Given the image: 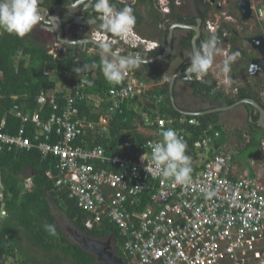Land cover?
<instances>
[{
  "label": "built area",
  "instance_id": "obj_1",
  "mask_svg": "<svg viewBox=\"0 0 264 264\" xmlns=\"http://www.w3.org/2000/svg\"><path fill=\"white\" fill-rule=\"evenodd\" d=\"M239 1L205 0L216 6L220 16L213 20L211 12L204 30L220 43L230 36L225 26L236 22L230 8L234 6L238 17ZM248 1L251 20L264 38V0ZM241 24L248 25V21ZM132 36L133 40L116 37L98 28L92 39L97 43L114 41L113 48L120 55L135 53L138 57L141 47L145 53L150 52L151 43L134 33ZM229 47L228 43L223 54ZM87 54L101 56L102 52L92 46ZM74 68L47 72L56 86L39 92L35 112H23L18 105L12 106L10 114L20 120V126L12 135L0 130V152L36 149L43 158L51 157L57 171L55 186L68 190V197L77 201L87 214V222L94 225L108 222L118 229L129 264H264V140L258 161L250 159L249 163L251 168L256 167V173L244 170L235 174L228 140L217 145L223 132L215 125L202 128L195 117L166 118L151 113L153 118L145 112L140 128L150 129L152 136L136 130L146 139L143 143L135 145L124 137L119 145L122 152L108 155L107 149L95 144V140L109 137L112 116L123 114V105L141 100L151 91L150 85L137 75L133 66L126 71L123 84L113 85L105 99L85 92L87 84L83 80H90L92 74H76ZM219 84L230 82L223 77ZM239 87L238 84L232 87V94ZM60 93H64L62 104L56 99ZM155 100L159 102L161 97ZM81 104L90 106L91 113H98L104 104L107 106L99 119L93 121L80 117ZM46 107L51 113L43 119ZM4 125L3 120L0 128ZM189 127L200 129L201 134L190 145L187 143L192 180L181 186L173 178L152 170L148 142L160 141L162 130L168 128L177 130L187 142L192 135ZM240 137V147L250 143L248 131ZM30 187L28 178L26 188ZM204 190L212 195L206 196Z\"/></svg>",
  "mask_w": 264,
  "mask_h": 264
},
{
  "label": "trees",
  "instance_id": "obj_2",
  "mask_svg": "<svg viewBox=\"0 0 264 264\" xmlns=\"http://www.w3.org/2000/svg\"><path fill=\"white\" fill-rule=\"evenodd\" d=\"M199 1L200 17L204 22L208 7L203 4V0ZM112 2L115 3L113 0ZM225 29L232 37L229 36V40L236 43L237 34L234 33V29L228 26H225ZM218 34L220 37L221 32ZM205 36L211 37L206 33ZM100 57L82 54L73 59L56 58L45 48L30 44L25 37L1 31L0 125L3 120L5 125L0 130L11 135L17 132L20 120L10 114L13 105H18L23 112L33 113L38 110L36 96L41 90L54 89L56 86L47 74L48 71L70 70L91 62L99 64ZM89 72L92 74L89 80L92 81V86L87 84L85 88V92L89 94H97L106 99V93L113 85L123 84V82L109 83L99 68ZM196 90L208 96L212 91L211 88L204 89L202 86ZM219 94L217 98L227 101L228 105L246 98L260 102L258 94L246 87L240 88L234 98H224L223 93ZM148 95L149 97L142 101H133L129 106L123 105V114L112 116L109 137H97L95 144L103 145L108 155H114L122 152L119 145L124 137L135 145L143 143L146 139L138 135L136 129L144 125L145 112L150 114L146 108H153L155 99L165 94L158 88L151 90ZM63 96L64 93L56 94L59 104L64 102ZM137 103L141 107L145 103L146 108L141 112L130 109V106ZM106 106L104 104L98 113H91L90 106L81 104L79 106L80 117L85 116L89 120L97 121ZM50 113V108L46 107L42 118L46 119ZM159 116L179 118L180 115L171 109L163 111ZM150 117L154 118L153 115ZM198 120L202 128L213 124L217 130L221 131L220 125L208 121L207 117H199ZM256 120L257 116L252 117L251 123H247L251 140L246 148L250 155L259 153L261 142L264 140V131L256 125ZM194 130L197 129L189 127L188 131L192 133L187 141L189 145L201 134L200 129L197 132H193ZM220 142H223V138ZM220 142H217V145H220ZM28 178L31 179L30 188H26ZM56 180L57 171L54 160L51 157L43 158L36 149L30 151L4 149L0 152V264H103L98 262L95 256L68 240L63 229L55 224L50 200L64 212L66 220L80 233L93 239L110 237L114 254L125 264H129V257L123 250L124 239L119 235L118 229L108 222L100 225L87 222V214L81 210L77 201L68 197L67 189L55 186ZM45 224H53L56 228V235L49 234L44 228Z\"/></svg>",
  "mask_w": 264,
  "mask_h": 264
},
{
  "label": "flooded vegetation",
  "instance_id": "obj_3",
  "mask_svg": "<svg viewBox=\"0 0 264 264\" xmlns=\"http://www.w3.org/2000/svg\"><path fill=\"white\" fill-rule=\"evenodd\" d=\"M113 1L117 8H123L126 5L131 6L136 20L140 21L141 15L151 17V34L153 37L150 40H146L153 46L148 53L144 52L143 47L138 50V59L146 60L147 63L138 64L136 68L141 76L144 75L151 83L164 90L165 97L162 95L161 101L163 100L164 102L165 98L169 99L170 95H172L177 109L182 113H193L197 115V118L207 117L208 121L220 123L222 118H231L232 113L239 106L224 111L230 105L227 104V101L217 98V96H220L219 93H223L225 95L224 98H234L240 88L243 87L256 92L258 98L264 93V67L262 62L259 64L262 57L256 50H253L251 43L249 44V41H247L249 39L248 34L252 35L250 36L251 38L262 36V31L259 27L253 26L249 30H242L240 32L241 38L236 40L239 44L232 42L229 38H225L219 45L221 53L225 51L228 43L230 45L228 54L237 51L240 53L231 65L232 71L229 74L231 81L228 80L231 85L219 84L220 76H215L217 74H220L221 78L225 76L219 71L217 74L214 70L212 72V68L208 73L200 76V79L197 77L186 79L184 78V70L190 63V54L194 50L193 39L197 34L195 29H199V35L195 40V49H197L202 43V36L206 33L204 30L206 19H208L211 12L214 15L219 11L216 6L203 0V4L208 7L203 22L199 12V0ZM85 3L86 0H44L43 6L48 9V14L59 18L58 27L54 32L45 31L43 28L37 27L25 36L26 39L32 45L45 48L49 54L54 55L56 58L67 57L73 59L82 54H87L91 44L90 42L81 44V40L93 41L92 38L102 21L97 18L95 24L89 23V19L93 18L94 13H92L91 8H85ZM138 23L136 21L135 26ZM58 29L59 33H57ZM230 38L232 37L230 36ZM61 41L65 43H61ZM253 64L257 66L256 70L249 72V66ZM259 67L261 70L258 72ZM179 83L185 87L179 88ZM237 84L240 87L236 94H232L231 88ZM200 86L204 89L206 87L211 88L210 95L199 93L196 88ZM196 94L199 96L196 97ZM238 101H235L234 104ZM164 104L167 108H170L168 102H164ZM243 106L245 108L251 107L249 105ZM220 109L221 111H219ZM255 115H257V112L255 114L252 110H249L248 115L236 114V117L247 124V121ZM71 228H73L72 225H65V234L70 242L72 240L69 235Z\"/></svg>",
  "mask_w": 264,
  "mask_h": 264
},
{
  "label": "clouds",
  "instance_id": "obj_4",
  "mask_svg": "<svg viewBox=\"0 0 264 264\" xmlns=\"http://www.w3.org/2000/svg\"><path fill=\"white\" fill-rule=\"evenodd\" d=\"M43 5L44 0H0V31L15 34L19 37H25L37 27L54 32L58 27L59 18L49 15L48 9ZM85 8H91L92 13H94L93 18L89 19V23L95 24L98 18L102 21L99 28L106 33L133 40L132 33L136 34L133 31L136 16L131 6L126 5L123 8H117L112 0H86ZM251 19L252 15L248 23L252 21ZM242 22L245 21L239 13L237 24ZM229 27L231 28V26ZM232 29H234V33H237L235 27ZM84 42L91 41L81 40V44H85ZM61 43L65 42L61 41ZM113 43L112 40H106L97 45L102 52L99 64L96 62L84 63L81 67L74 68L73 71L76 74H84L99 68L106 81L112 84L121 83L126 71L140 64L141 61L138 60V57H135V53L120 55L119 50L113 48ZM219 45V39L216 36H211L202 42L199 48L193 50L190 54V63L184 70V78H198L208 73L214 65L215 56L221 53ZM239 55L238 51L230 54L225 53V58L222 60L220 71L229 81H231L229 76L232 71L231 65ZM256 67L254 64L250 65L248 71L254 72ZM83 83L92 86V81L87 79H84ZM137 105L139 106L138 103ZM145 106L144 103L142 107ZM161 136L160 141L148 142V146L151 148L150 164L152 170L162 174L165 178H173L177 185L187 186L192 180L193 172L191 157L186 154L187 142L177 130L172 128L162 130ZM144 156H142V160H144ZM146 171H149L148 164ZM204 191L206 196L212 195V192ZM44 228L49 234L56 235V228L53 224H45Z\"/></svg>",
  "mask_w": 264,
  "mask_h": 264
},
{
  "label": "water",
  "instance_id": "obj_5",
  "mask_svg": "<svg viewBox=\"0 0 264 264\" xmlns=\"http://www.w3.org/2000/svg\"><path fill=\"white\" fill-rule=\"evenodd\" d=\"M237 9L243 21H248L251 18V15H252L251 4L248 0L239 1L237 3ZM198 24H199V21H198ZM195 31L197 34H196V37L193 39L194 50H195V40L197 39L199 35V29L196 28ZM57 33H59V29ZM247 41H249V44L251 43L250 45L253 48V50H256L261 55L262 58L260 59L261 61L259 62V64L262 62L263 63L262 66L264 67V38L262 36H258L256 38H249ZM90 44L96 48H99L97 47L99 43L95 41H91ZM140 61L141 63H147L146 60H140ZM260 70L261 69L259 67L258 72ZM173 81L171 83V87H172ZM169 101H170L172 108L175 111L181 112L177 109L175 105V101H173L172 95H170ZM240 105H249L257 111L258 119L256 121V124L264 131V109H262L260 107L261 105L258 104L255 100L246 98V99L238 101L237 103L233 105L228 106V108L224 110L232 109ZM219 111H221V109ZM183 114L197 116L196 114H193V113H183ZM249 120L252 121V118H250ZM69 235H70V238L72 239L71 240L72 243L78 245L82 250L86 251L87 253H90L93 256H95L98 262H102L103 264H125L122 259H120L118 256L114 254L113 249H112L113 245H112L111 238L93 239L85 234L80 233L78 230L74 228H71V230H69Z\"/></svg>",
  "mask_w": 264,
  "mask_h": 264
},
{
  "label": "crops",
  "instance_id": "obj_6",
  "mask_svg": "<svg viewBox=\"0 0 264 264\" xmlns=\"http://www.w3.org/2000/svg\"><path fill=\"white\" fill-rule=\"evenodd\" d=\"M230 11H231V13H233V14H235L236 15V12H235V9H234V6L233 7H231L230 8ZM136 21H138L139 23L136 25V26H134V32L139 36V37H141L142 39H151L153 36H152V34H151V31H152V29H151V23H150V21H152L151 20V17H149V16H146V17H144V15H141V24H140V21L139 20H136ZM250 26H255V22L252 20L251 22H250ZM258 28V27H257ZM207 34V33H206ZM211 36V35H210ZM237 36V37H236ZM235 37V39L236 40H238V39H240L241 37L238 35V33H237V35H236ZM250 36H252V35H250ZM250 36H248L249 38H251ZM209 37H206L205 36V34L202 36V42H204V41H206L207 39H208ZM237 42V41H236ZM238 43V42H237ZM137 66V65H136ZM136 73H137V75L140 77V78H142L144 81H146L147 83H148V85H149V83L150 84H153V86H154V88L153 89H161L162 90V88H160V87H157V86H155V84L154 83H151L150 81H149V79L147 78V77H145L144 75H140L139 73H138V70H137V68H136ZM149 81V82H148ZM184 84V83H183ZM178 86H179V88H182V87H185L184 85H182V84H178ZM153 89H151V90H153ZM164 91V90H163ZM197 93V92H196ZM198 94V93H197ZM196 94V95H197ZM199 95H197L196 97H198ZM149 97V95L147 94V95H145V96H142V98H141V100L140 99H138V101H142L143 99H146V98H148ZM163 97H165V95H163ZM162 98V97H161ZM166 99V98H165ZM164 99V100H165ZM260 102H257L258 104H260L261 106V108L262 109H264V107H263V104H264V98L261 96L260 97ZM164 102H168V104L170 105V108H167V106L164 104ZM163 102V100L162 101H155L154 102V106H153V108H146V106L145 107H141L140 105L138 106L137 104H133V106H130V109H133V110H135L136 112H140V111H143L145 108L147 109L146 111L147 112H150V114L152 113L153 115L154 114H161L163 111H170L171 109H173L172 107H171V104H170V101H169V99H166V101H164ZM131 103H128V106L130 105ZM144 104V103H143ZM239 108H241V109H243L245 112H244V114L245 115H248L249 114V110H252L255 114H256V110L255 109H253L252 107H250V108H245L243 105H240L237 109H239ZM236 109V110H237ZM174 110V109H173ZM224 111H227V110H224ZM251 112V111H250ZM179 113V117H195V118H197V116H192V115H188V114H183V113H180V112H178ZM151 114V115H152ZM255 116H257V119H258V113H257V115H255ZM254 116V117H255ZM166 118H169V117H166ZM257 121V120H256ZM248 122H250L251 123V121L250 120H248L247 121V123ZM217 123V122H216ZM218 125H220V123H217ZM257 125V124H256ZM258 126V125H257ZM139 133H141V134H143L144 136H152V133H151V130L150 129H142V128H140V127H137V129H136ZM245 131H248V127H247V130H245ZM226 137L227 136H224L223 134H222V136H221V138H223V142L221 143L220 142V140H221V138L219 139V141H218V143L220 142L221 144H225L226 143ZM240 136L239 135H237V138L236 139H234L233 140V143H235L234 145L236 146V143H240V140L238 139ZM241 138V137H240ZM227 140H228V138H227ZM248 145V144H247ZM247 145L246 146H244V147H242V148H240V149H238V150H235L234 148H232L231 146H230V148H229V146H228V151L230 152V154H231V167H232V170H233V173H235V174H239V173H241V172H243L244 170H247V171H249L252 175H254L255 173H256V171H257V169H256V167L255 166H253L254 168H251V165L249 164L248 166H243L240 162H238L237 161V159H235V156L237 155V154H239L244 148H246L247 147ZM251 158L250 159H254V161H258V158H259V154H256V155H251L250 156ZM245 168H247V169H245ZM75 229V228H74Z\"/></svg>",
  "mask_w": 264,
  "mask_h": 264
},
{
  "label": "rangeland",
  "instance_id": "obj_7",
  "mask_svg": "<svg viewBox=\"0 0 264 264\" xmlns=\"http://www.w3.org/2000/svg\"><path fill=\"white\" fill-rule=\"evenodd\" d=\"M232 15L235 17L236 22L235 23H228L227 25L231 26V28L235 27V30L239 36H240V32L242 30H249L251 27H253V26H250L251 25L250 23H248V25L237 24L238 17L233 13H232ZM219 16L220 15L218 13H215L212 16V19L215 20V17L219 18ZM220 21L222 23H226L223 20V18H221ZM248 36H250V34H248ZM237 44H239V43H237ZM224 58H225V54H223V53L217 54L215 56L214 65L211 69L212 72H213V70L215 71L216 74L218 71L221 72L220 67L222 65V60ZM217 76H220V79H222L220 74H217L215 77H217ZM220 79H219V81H220ZM149 85H150L151 89L154 88L153 84L149 83ZM244 112L245 111L243 109L239 108L232 113L231 118H229V119H223L222 118L220 120L221 131L223 132L224 136H227L226 138H228L229 146H231L235 150L242 148L239 146L238 143H236V146L234 145L235 143H233V140L237 138L236 133H239L241 136L242 133H245V130H247L246 122L238 120V117H236V114L240 115V114H244ZM250 156L251 155H250L249 150L247 148H244L239 154H237L235 156V159H237V161L240 162L243 166H248L250 163V158H251ZM49 203L51 205V211L55 217V224L57 226L61 227L63 229V231L65 232V230H66L65 225L71 226L72 224L66 220V215L64 214V212L60 208H58L52 200H50ZM112 249H113V247H112ZM9 263H10V261H9Z\"/></svg>",
  "mask_w": 264,
  "mask_h": 264
}]
</instances>
